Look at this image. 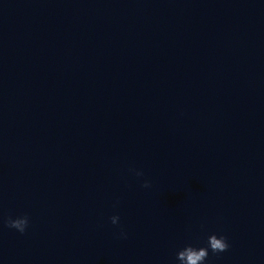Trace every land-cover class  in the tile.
Wrapping results in <instances>:
<instances>
[{
	"label": "clouds",
	"instance_id": "1",
	"mask_svg": "<svg viewBox=\"0 0 264 264\" xmlns=\"http://www.w3.org/2000/svg\"><path fill=\"white\" fill-rule=\"evenodd\" d=\"M135 171L136 176H143V172ZM150 182L144 181L142 187L149 188ZM119 216L113 215L110 217L111 223L117 225L119 223ZM29 217L27 215L17 216L16 218L9 217L6 224L9 228L17 230L19 233L23 234L29 226ZM121 235H125L121 233ZM206 247H194L191 244L184 246L182 249L178 250L176 253V260L179 264H205L209 257V250L213 254H219L226 252L230 245L228 243L227 237L223 235H217L215 233L208 235Z\"/></svg>",
	"mask_w": 264,
	"mask_h": 264
}]
</instances>
